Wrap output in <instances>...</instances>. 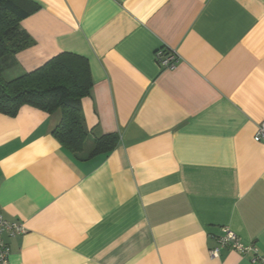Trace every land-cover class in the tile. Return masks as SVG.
<instances>
[{"label":"crops","instance_id":"0c3cea01","mask_svg":"<svg viewBox=\"0 0 264 264\" xmlns=\"http://www.w3.org/2000/svg\"><path fill=\"white\" fill-rule=\"evenodd\" d=\"M31 1L5 77L87 57V141L120 140L83 160L53 134L59 111L0 112V213L26 228L10 263L264 264L211 255L224 226L264 253V0Z\"/></svg>","mask_w":264,"mask_h":264},{"label":"trees","instance_id":"16d2710c","mask_svg":"<svg viewBox=\"0 0 264 264\" xmlns=\"http://www.w3.org/2000/svg\"><path fill=\"white\" fill-rule=\"evenodd\" d=\"M38 9L31 0H0V112L16 115L22 106L31 105L48 113L59 111L61 120L54 136L79 159L109 155L119 144L118 133H108L93 141L83 156L89 130L85 124L82 100L91 94L93 77L89 59L64 51L42 66L8 79L3 63L32 44L21 21Z\"/></svg>","mask_w":264,"mask_h":264},{"label":"built area","instance_id":"2783aa9c","mask_svg":"<svg viewBox=\"0 0 264 264\" xmlns=\"http://www.w3.org/2000/svg\"><path fill=\"white\" fill-rule=\"evenodd\" d=\"M156 59L161 67L174 68L179 60L177 51H165L163 49L157 51ZM254 140L257 142L264 141V122H262L254 135ZM26 228L23 223L7 219L0 213V264H11L9 261L10 246L7 242V236L15 237L25 233ZM218 246L211 250V255L219 256L222 248H230L240 252L242 255L253 252L252 261H261L264 263V253H259L257 247L252 244H244L239 236L231 228L222 227V234L218 236Z\"/></svg>","mask_w":264,"mask_h":264},{"label":"rangeland","instance_id":"374dc122","mask_svg":"<svg viewBox=\"0 0 264 264\" xmlns=\"http://www.w3.org/2000/svg\"><path fill=\"white\" fill-rule=\"evenodd\" d=\"M93 145V142L91 140H88L85 144L83 154H86L91 149V146Z\"/></svg>","mask_w":264,"mask_h":264}]
</instances>
